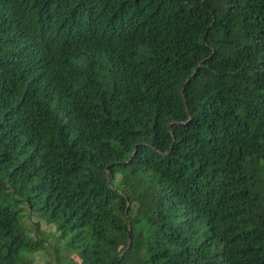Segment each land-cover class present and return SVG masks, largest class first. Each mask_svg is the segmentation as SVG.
<instances>
[{"label": "trees", "instance_id": "16d2710c", "mask_svg": "<svg viewBox=\"0 0 264 264\" xmlns=\"http://www.w3.org/2000/svg\"><path fill=\"white\" fill-rule=\"evenodd\" d=\"M37 259L264 264V0H0V264Z\"/></svg>", "mask_w": 264, "mask_h": 264}, {"label": "rangeland", "instance_id": "374dc122", "mask_svg": "<svg viewBox=\"0 0 264 264\" xmlns=\"http://www.w3.org/2000/svg\"><path fill=\"white\" fill-rule=\"evenodd\" d=\"M33 221H35V219H33ZM40 229L43 230L44 232H53V227L51 225H45V224H40ZM42 264V260L40 259V261L37 259L35 264Z\"/></svg>", "mask_w": 264, "mask_h": 264}]
</instances>
